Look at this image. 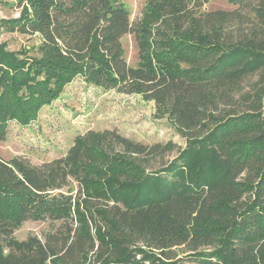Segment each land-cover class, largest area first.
I'll return each instance as SVG.
<instances>
[{
	"label": "trees",
	"instance_id": "obj_1",
	"mask_svg": "<svg viewBox=\"0 0 264 264\" xmlns=\"http://www.w3.org/2000/svg\"><path fill=\"white\" fill-rule=\"evenodd\" d=\"M209 1L147 0L132 22L121 0H15L0 27L40 45L0 43V141L80 77L154 102L185 146L106 129L41 165L0 156V264H264V0ZM28 221L51 229L18 240Z\"/></svg>",
	"mask_w": 264,
	"mask_h": 264
},
{
	"label": "rangeland",
	"instance_id": "obj_2",
	"mask_svg": "<svg viewBox=\"0 0 264 264\" xmlns=\"http://www.w3.org/2000/svg\"><path fill=\"white\" fill-rule=\"evenodd\" d=\"M121 1L130 11L132 22L141 18L147 0ZM233 8L226 0H210L204 6L208 11ZM18 15L15 0H0V19ZM0 43H6L13 51L27 49L35 53L40 40L37 36L8 33L0 27ZM122 43L128 63L135 66L138 48L134 36H124ZM257 80L256 77L248 81L245 90L248 91ZM155 114V103L140 95L104 91L86 84L79 77L66 87L60 99L42 110L36 122L29 126L11 123L6 139L0 141V156L4 159L21 156L32 164L41 165L64 156L79 134L89 130L116 129L145 144L173 141L178 146L169 156L173 158L177 150L185 146V139L166 119L157 118ZM50 229L48 222L28 221L15 232V236L18 240H25L31 234L43 238Z\"/></svg>",
	"mask_w": 264,
	"mask_h": 264
}]
</instances>
